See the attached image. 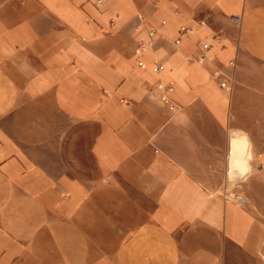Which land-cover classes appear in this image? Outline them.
I'll use <instances>...</instances> for the list:
<instances>
[{
  "label": "crops",
  "instance_id": "obj_1",
  "mask_svg": "<svg viewBox=\"0 0 264 264\" xmlns=\"http://www.w3.org/2000/svg\"><path fill=\"white\" fill-rule=\"evenodd\" d=\"M0 264H264V0H0Z\"/></svg>",
  "mask_w": 264,
  "mask_h": 264
},
{
  "label": "rangeland",
  "instance_id": "obj_2",
  "mask_svg": "<svg viewBox=\"0 0 264 264\" xmlns=\"http://www.w3.org/2000/svg\"><path fill=\"white\" fill-rule=\"evenodd\" d=\"M221 190L226 191L233 197L240 198L243 200L239 193L243 192L245 188V177L242 175L241 169L234 170L233 166L229 169L226 174V178L221 181Z\"/></svg>",
  "mask_w": 264,
  "mask_h": 264
},
{
  "label": "built area",
  "instance_id": "obj_3",
  "mask_svg": "<svg viewBox=\"0 0 264 264\" xmlns=\"http://www.w3.org/2000/svg\"><path fill=\"white\" fill-rule=\"evenodd\" d=\"M203 47L206 48V47H207V44H204ZM138 49H139L140 51H142V50L145 49V43H144L143 41H139V42H138ZM197 58H198L199 60L202 59V58H203V53H202V52H199V53L197 54ZM159 68H160V64H157V63H156V64L154 65V69H155V70H158ZM221 85H225L224 82H222ZM166 89L170 90V89H171V86H168ZM166 100H167V99H166Z\"/></svg>",
  "mask_w": 264,
  "mask_h": 264
},
{
  "label": "bare ground",
  "instance_id": "obj_4",
  "mask_svg": "<svg viewBox=\"0 0 264 264\" xmlns=\"http://www.w3.org/2000/svg\"><path fill=\"white\" fill-rule=\"evenodd\" d=\"M236 146L235 145H233V150H236L237 151V149H238V147L237 148H235Z\"/></svg>",
  "mask_w": 264,
  "mask_h": 264
}]
</instances>
